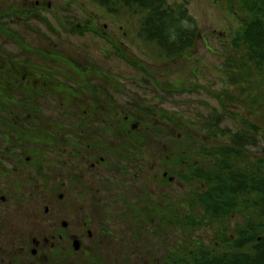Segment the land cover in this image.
<instances>
[{
	"label": "rangeland",
	"instance_id": "1",
	"mask_svg": "<svg viewBox=\"0 0 264 264\" xmlns=\"http://www.w3.org/2000/svg\"><path fill=\"white\" fill-rule=\"evenodd\" d=\"M168 2L173 6L187 3L189 13L196 19L199 28V39L195 47L185 56L172 59L166 58L157 45L140 38L139 32L145 13L139 10L119 7V13L111 14L92 0H0V20L5 21V25L0 24L2 26H0V53L3 54L0 57V65L4 66L5 70H14L15 61L29 59L53 70V74L58 78L54 77V80L50 81L55 86L56 82H63L59 78H65L69 86L76 85L75 89L80 87L77 84H82V81L88 84L83 80L85 76L88 77L92 73L97 76L105 74V77L110 79L107 83L111 81L109 88L120 90L115 93L116 105L135 112L138 119L133 116V120H140L142 124L144 121L147 123L145 126H157L155 133L158 135V143L154 148L144 149V153L138 157L137 164L143 166L142 172L135 178L129 176L130 180H133L129 182V185H133L131 187L133 200H136L137 194L147 190L145 187L147 185L151 188L155 201L158 199L165 207L169 202L173 203L175 211L177 210L176 214L182 217L185 213L189 215L193 211L191 203L195 197L194 192L198 189L203 191L206 186L203 182L192 178L191 170L185 165L188 160L185 159L186 161L181 165L179 158L186 156L190 160L189 165L192 160L193 166L208 169L214 162V156L210 153L212 147L230 143L229 135L222 130L236 131L244 127H240L243 125L241 120L247 119L257 123L264 131V119L261 109L251 104L253 99L250 95L254 96L255 92L247 91L243 99L239 87L234 86L230 75L226 72L230 60L239 57V53L233 48L232 39L240 25L232 13L229 0H168ZM18 8L24 9L23 12L16 13L15 10ZM87 23H91L90 32L82 35L70 32L74 25L83 26ZM30 48L36 52L30 53ZM37 48H48L51 52L56 50L64 56L73 57L76 61H81L88 72L77 71L64 61L43 57L36 50ZM10 61H13L12 65ZM141 62L146 66L144 74L133 65ZM4 89L6 94L12 89L15 92L14 86L5 85ZM84 92L82 93L88 95ZM15 94L17 97L23 95L17 92ZM51 94L54 96L39 99L41 115L29 116V111L23 105L9 102L5 111L7 110L13 119L11 120L10 116L8 120L19 123L24 119L28 125L34 126L32 129L39 125L50 129L49 125L53 122L61 125V123L79 121V110L77 115L73 114L76 113L77 101L81 105H90L86 96L73 101H63L60 90H54ZM101 97L103 100V95ZM148 113L153 115L149 117L146 115ZM163 115L168 116L173 122L163 118ZM0 116L7 118L5 114ZM50 130L57 132L58 129ZM96 131L98 136H103L101 130L96 128ZM3 134H5L4 129H0V136L2 137ZM132 136L136 137V134ZM55 142L57 148L44 146L46 152H42L46 153L43 158L48 165L50 162H56L58 155L62 153L71 157L73 153L81 162L92 161L93 154L97 155L96 158L100 156L99 152L92 153L88 149L74 151L75 146L72 145L58 147L56 140ZM129 142L130 140L126 143ZM202 148L205 149V155L198 152ZM186 149L192 152L188 153ZM86 150L91 155L87 154ZM17 151L11 142L0 140V159L2 158V164L10 171L13 170V164L4 162L11 160V157L5 153L13 154ZM248 152L249 158L246 160L249 163L255 164L257 160L264 159V136H261L259 144L250 147ZM27 153L34 155L30 151ZM108 157L110 162L113 159V164L118 162L113 155ZM60 158L61 155L58 159ZM94 164L96 167L99 166L97 162ZM27 166L24 165V169L19 167L15 172L10 173L14 175L11 177L12 184L19 186L27 183L26 189L15 190L6 184L0 187V221H2L0 249L8 248V229L3 227L7 222L9 212L7 208L15 201L22 200H30L25 209L31 221L28 226L32 229L36 227L38 234L44 226L46 233L51 231V223H54L56 214L60 212L61 207H64V211L68 212L67 216L73 218L76 223L72 231L76 229L79 235L83 236L81 239L83 249L94 248V239H97L101 220L98 213L95 214L96 223L91 220L88 226L84 224L90 214L83 209L86 204L79 203L78 213L72 209L74 213L72 214L71 205L67 204L73 192L69 186L61 190L66 195V201L62 205L55 203L48 190L32 192V182L28 176L32 169ZM150 168L154 169L151 173ZM116 169L117 167L114 168L113 165L110 170L111 178L119 184L123 182L121 179L123 176ZM169 169L176 173L183 171L189 174L190 179L182 180L178 175H174L176 173H171L173 176L171 181L165 183L162 180L163 174ZM134 172H131L132 176L135 175ZM48 173L47 177H49ZM107 173L109 171L104 168L92 167L90 171L88 169H85V172L80 171V180L102 185L99 177H105ZM1 180L0 175V185L3 184ZM38 183L42 186L41 179ZM115 193L113 190L102 191L100 194L95 191V194L102 199ZM82 194L91 197L90 192ZM2 196L9 201L4 203L1 200ZM146 201L143 204L150 206ZM46 207L50 210L47 215L44 214ZM13 210L11 209L10 212ZM125 210L126 207L120 204L119 208L108 210L114 213L110 216L109 223L113 235L105 237L101 243L97 242V248L103 251L102 255L110 256L111 264H151L155 259L157 263L154 264H163L166 261L165 257L172 258L173 255L194 249V243H200L220 253L225 250L221 243L215 240L220 231L217 226L193 229L184 224L175 225L174 222L169 223L170 219L174 221V216L171 217L170 213H166L167 209L160 208L158 218L142 228L139 220L135 223L133 218L124 217ZM3 216L6 217L4 223ZM35 218H43V220L36 223ZM56 220L59 223L61 221L60 218ZM16 221L18 222V219ZM243 221L242 217L235 215L229 224L234 230ZM88 230L92 232L91 238L87 237ZM66 242H63V246Z\"/></svg>",
	"mask_w": 264,
	"mask_h": 264
},
{
	"label": "trees",
	"instance_id": "2",
	"mask_svg": "<svg viewBox=\"0 0 264 264\" xmlns=\"http://www.w3.org/2000/svg\"><path fill=\"white\" fill-rule=\"evenodd\" d=\"M92 1L111 14L119 13V7L145 13L139 36L146 42L157 45L166 58L185 56L198 42L199 28L196 19L189 13L187 3L173 6L169 4L168 0ZM229 4L240 25L232 39L233 48L239 53V57L230 60L226 72L230 75L234 86L239 87L242 98L246 97L247 91L255 92L254 96L250 95V98L253 99L251 104L261 109L262 119H264V0H229ZM23 10L18 8L15 12L22 13ZM0 24L5 25V21ZM8 24H10L9 21ZM91 28V23L83 26L74 25L70 32L82 35L85 32H90ZM36 50L43 57L67 59V62L77 71L88 72L82 62L73 60V57L64 56L56 50L51 52L48 48H37ZM33 52L36 51L30 48V53ZM1 56H3L2 53H0ZM31 56L36 55L31 54ZM9 63L12 65L13 61ZM13 64L14 70H5L6 68L0 65L2 67L0 69V114H5L7 117L0 116V129H4L5 134L3 135L11 133L10 135L15 136L13 133H24L32 143V148L30 147L29 151L41 154L46 152L45 145L56 146L55 141L48 138L54 137V135L28 132L12 124L13 117L7 110L5 111L8 103L13 101V103L23 105L33 116L41 113L39 99H47L48 90L50 92L60 90L64 101H71L74 95L82 94L80 89H87V86L79 84L80 89H73L66 82H56L55 86L50 81L54 80V77L51 76L53 70L29 59L15 61ZM133 65L143 74L146 72L143 62L133 63ZM5 85L14 86L15 92L23 93V95L17 97L13 89L6 94ZM116 104L115 96H112V120L136 121L133 120V116L138 119L135 112L128 109H125L126 114L117 116L120 110ZM90 115L92 112L83 116L85 119H89ZM146 115L150 117L153 114ZM10 116L11 120H8ZM162 117L173 122L168 116L163 115ZM241 121L243 125L240 127H244L238 128L236 131L222 130L229 135L230 143L212 147L210 153L214 156V162L211 163L210 168L193 166L192 160L189 165L190 160L186 156L179 158L181 165L184 164L185 159L188 160L185 165L191 170L192 178L195 181L203 182L206 186L203 191L198 189L194 192L195 197L191 203L193 211L189 215L185 213L182 217L178 216L177 210L175 211L171 202L166 204L167 207L158 203V207L154 206L152 212H147L149 207L138 204L131 207L134 222L139 220L142 228L153 223V219L158 218L160 208L167 209L166 213H170L171 217L174 216V221L170 219L169 223L184 224L193 229L207 226L220 228L219 235L215 240L225 248L221 253L208 249L200 243H194V249L186 250L183 254L173 255L172 258L171 256L165 257L166 261L163 264H264V159L257 160L255 164L246 160L249 158V148L259 144V139L264 136V131L257 123L247 119ZM216 124L219 126L218 122ZM6 132L9 133L6 134ZM20 142V140H16L11 144ZM137 151L138 144L130 140L124 145V150L114 152L127 156ZM186 151L192 152L190 149H186ZM198 152L205 155L204 148L199 149ZM169 171L170 174L176 173L171 169ZM174 175H178L182 180L190 179L189 174L183 171ZM162 180L165 183L168 182L167 178ZM143 210L148 215L144 214ZM235 215L242 217L244 221L233 230L229 222Z\"/></svg>",
	"mask_w": 264,
	"mask_h": 264
},
{
	"label": "flooded vegetation",
	"instance_id": "3",
	"mask_svg": "<svg viewBox=\"0 0 264 264\" xmlns=\"http://www.w3.org/2000/svg\"><path fill=\"white\" fill-rule=\"evenodd\" d=\"M58 60L64 61L70 65V63L67 62V59ZM51 76L58 78L56 74ZM105 76V74H100L97 76L95 73H92L87 78L86 76L83 78L84 81L88 82V84H84L82 81V85H86L87 89H78H80L81 92L85 91L84 93H88V95L83 93L76 94L74 95L73 99L77 100L80 99V97L86 96L89 99L90 105H81L77 101V104L75 105L76 113H73L77 115L79 110V121L77 123V120L72 121L71 123L68 122L66 124L61 123V125L60 123L54 124L53 122V124L49 125V128L58 129L57 132H53L52 130L41 125H37V128L32 129L34 126L28 125L27 121H19V123L12 122V124L17 125L19 128H22L28 132L33 131L34 133L39 132L42 134H53L54 137L50 136L48 138L52 141L56 140L58 147L63 145H72L75 146L74 151L88 149L92 153L99 152L100 156L98 158H96V154H93L94 156L92 161L81 162L78 156L74 155L73 153H71L73 157L66 153H62L59 154L61 155L60 159H58V155L56 159L57 161L50 162V165H48L46 160L43 158L46 153H33L34 155L27 153V151L30 150L32 143L30 142V139L24 135V133H13L15 136H12L10 135L11 133L6 132V134H9L3 135L2 137L0 136V140L3 139L6 142H15L16 140L21 141L20 143L12 144V146L18 150L17 152L13 154L5 153L11 157V160H4V162L13 164V170L10 171L6 166H4L2 164V158L0 159V175L2 178L1 181L3 183L0 185V187L6 184L15 190L22 188L26 189L27 186H25V184L27 183L21 184L19 186L12 184L11 177L14 175L10 174L15 172L19 167L24 169V165H28L29 168L32 169V172L28 175L32 182L31 191L46 192L48 190L52 194V198L55 199L56 204L62 205L65 203L66 195L61 192V190L67 189L69 186L73 189V192L67 204L70 203V210L72 214H74L72 209L78 213L79 203H82L84 205L86 204L83 206V209L86 210V212H90V214H88L89 217H86L85 219V226H88L91 220L96 223V213H98L97 215L99 218H101L97 232V239H94V248L83 249L81 241L83 236H80L76 229L75 231H72L76 223L73 218L67 216L68 212L64 211V207H61L60 212L55 216L57 218L54 219V223H51V231L46 233V231H44L46 227L44 226L41 228L40 234H38V229L36 227L35 229H32L28 226L31 221L25 209L26 204H29L30 200L15 201L13 205H10L7 208L9 212L11 209L14 210L10 213H7V222L3 225L4 228L8 229L9 239L8 248L6 250L0 249V255L2 256L0 264H111L110 256L102 255V249L97 248V242L101 243L105 240V237L113 235L109 223L111 220L110 216L114 213L108 210L119 208V204L120 206H125L126 210L124 211V217L129 219L133 218L131 208L133 205L138 204L140 206L149 207L150 209L147 212H152L154 206L158 207V203H163L158 199L157 201L153 199L154 194L151 188H148L147 185H145L147 190H145L144 193L137 194L135 196L136 200L134 201L132 198L133 194L131 193V187L133 185H129V182L133 181L130 180L129 176L135 178L137 175H140V172H142L143 166L137 164L139 155L144 153V149L154 148V146H156L158 143V135L155 133L157 126H145L147 123L143 121L142 124V121L140 122V120L131 122L112 120L111 97L115 96V93L119 92L120 90L117 88L110 89L109 85L111 87V81L107 83V80L110 79L106 78ZM59 80L63 81V83L68 81L65 78H59ZM71 87L74 89L76 88V85ZM47 92H49V94H47L48 97L54 96L51 94L52 92H50V90ZM101 95L104 97L103 100ZM60 97L64 101V96L62 94H60ZM100 106H102V108ZM117 108L120 110L117 113V116L120 114H126L125 109L127 108L123 106H119ZM99 110H101V112ZM89 112H92V115L89 116V119H85L83 115L86 116ZM29 116L32 115L30 114ZM96 128L101 130L103 136L97 135ZM133 134H136L138 138L137 136L133 137ZM129 140H134L138 144L137 152L130 153L127 156L118 155L114 152L116 150H124V145H126V142ZM45 146L53 147L48 145ZM38 147L40 148V146ZM55 148H57V144ZM86 153L91 155V153H89L87 150ZM112 155L118 162L113 164V159L112 162H110V157L108 156ZM119 161H122V164ZM95 162H97L99 166L96 167L94 164ZM113 165L114 168L117 167L116 170L118 173H121L123 176L121 178L123 179V182L121 181L119 184H116V182L111 178L110 170L113 168ZM102 166H105L106 168ZM92 167H95V169L104 168L109 171L107 176H105L106 178L102 176L99 177V181L102 183V185H95L92 183V181L86 183V181L80 180V171L85 172V169L90 171ZM132 171H135V175L133 176L131 174ZM149 171L151 173L154 171V169L150 168ZM167 171L164 172L163 178H167L168 181H171L173 176H171L169 170ZM47 173L49 177H47ZM39 179L42 180V186H40L38 183ZM112 190L116 193L109 195V197L106 199L99 198L97 194H95V191L100 194L102 191L112 192ZM88 192L91 193V197L82 194ZM1 200L4 203L9 201V199L5 196H2ZM145 200H147L146 202L150 203V206L143 204ZM21 205L23 207H21ZM65 208L68 209V207ZM49 212V208L46 207L44 214L47 215ZM147 212L144 211V214L148 215ZM2 218L4 223L6 217L3 216ZM58 218L61 219L60 223L58 220H56ZM16 219H18V222ZM35 220L36 223H38L40 220H43V218H35ZM45 222L47 223V221ZM0 224H2V221H0ZM42 224L43 223L41 222V225ZM86 234L88 238L92 237L91 230H88ZM64 241L67 242L63 246ZM154 263H157L156 259L152 260L151 262V264Z\"/></svg>",
	"mask_w": 264,
	"mask_h": 264
}]
</instances>
